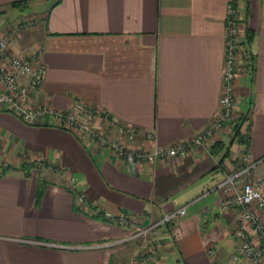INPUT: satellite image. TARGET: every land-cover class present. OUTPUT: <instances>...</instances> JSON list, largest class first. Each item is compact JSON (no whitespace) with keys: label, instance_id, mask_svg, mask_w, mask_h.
Listing matches in <instances>:
<instances>
[{"label":"crops","instance_id":"0c3cea01","mask_svg":"<svg viewBox=\"0 0 264 264\" xmlns=\"http://www.w3.org/2000/svg\"><path fill=\"white\" fill-rule=\"evenodd\" d=\"M231 1L0 0V16L32 8L40 17L13 45L43 50L48 70L34 104L67 108L88 100L169 144L192 138L220 110ZM238 7L243 17L245 2ZM240 25L242 41L246 25L254 38L238 56L231 127L214 141H233L224 159L199 147L132 169L71 130L29 124L0 107V264H153L147 257L155 252L163 264H249L234 257L236 217L216 186L240 166L246 148L258 160L253 175L264 176V0H250ZM241 120L247 143L234 140ZM186 203L185 215L146 240L112 244L131 226L101 217L109 210L148 224Z\"/></svg>","mask_w":264,"mask_h":264},{"label":"built area","instance_id":"2783aa9c","mask_svg":"<svg viewBox=\"0 0 264 264\" xmlns=\"http://www.w3.org/2000/svg\"><path fill=\"white\" fill-rule=\"evenodd\" d=\"M40 19H25L14 28L0 34V107L16 113L29 124L47 123L73 131L84 140L89 148H108L117 158L126 162L132 169L138 164L149 167L156 161H170L176 157L193 154L199 147L210 149L219 131L231 127L237 104L238 56L243 51L240 38L241 25L236 9L230 5L228 32L225 46L223 87L220 96V110L210 123L192 138L169 144L156 142V131L139 128L132 123L120 122L117 117L100 105L79 99L67 108H60L47 102L34 104V97L47 74L48 66L43 50L26 53L14 49V39L21 30L38 24ZM141 136L143 142L138 144ZM258 160L248 148L242 154L238 168L228 173L216 186L224 192L222 206L233 210L237 244L235 259L244 258L249 264H264V176H254L253 169ZM41 165L54 167L52 163ZM188 203L167 211L160 219L142 224L130 215L103 211L105 218L131 226V232L112 244H121L131 239L146 240L156 229L171 224L187 213ZM169 237H172L170 234ZM108 244V243H107ZM153 264H163L160 252L153 253Z\"/></svg>","mask_w":264,"mask_h":264},{"label":"trees","instance_id":"16d2710c","mask_svg":"<svg viewBox=\"0 0 264 264\" xmlns=\"http://www.w3.org/2000/svg\"><path fill=\"white\" fill-rule=\"evenodd\" d=\"M238 1L239 0H232L231 1V5L236 8L238 6ZM245 2V11H244V16L243 17H240V19H238V21H243V22H246L247 23V20H248V16H249V11H250V0H243ZM22 3L20 2H13L12 3V6L13 7H19L21 6ZM254 38V31L246 25V29H245V39L244 41H242V44H250L251 41L253 40ZM242 120L237 122L235 124V127H234V140H237L238 142L240 143H247V131H242L241 130V126H242ZM233 143V141L227 145L226 147H224V143L220 140L216 141L213 145H212V149H213V152L214 153H219V152H223L222 153V158H226L227 156H229L230 154V146L231 144ZM26 163H24L25 165ZM44 180H42L40 182V188L38 190V195H37V201H40L42 195H43V192H44ZM100 214V213H99ZM102 218H105L103 216H101Z\"/></svg>","mask_w":264,"mask_h":264},{"label":"rangeland","instance_id":"374dc122","mask_svg":"<svg viewBox=\"0 0 264 264\" xmlns=\"http://www.w3.org/2000/svg\"><path fill=\"white\" fill-rule=\"evenodd\" d=\"M12 8H15V7H13L12 6ZM236 11H237V18L238 19H240V13H239V7L237 6L236 8ZM26 11L25 12H27L28 13V15L26 14H23V15H17V16H13L11 13H7V14H4V15H1L0 16V34L3 32V31H5V30H7V29H11V28H14L15 26H17V25H19V22L21 23L23 20H25V19H30L31 17H37L38 19H40V17H38V16H35L34 14L32 15V8H27V9H25ZM13 22L14 23V25L13 26H11L10 28H7V29H5L4 30V28H5V26H7L8 24H9V22ZM40 22V21H39ZM36 25H37V23H36ZM35 26V25H34ZM34 26H32V27H34ZM31 27V28H32ZM30 29V28H29ZM3 30V31H2ZM25 30H27V29H25ZM22 31L23 30H21L20 32H19V34H21L22 33ZM18 34V35H19ZM16 39V38H15ZM15 39H14V41H15ZM70 131V130H69Z\"/></svg>","mask_w":264,"mask_h":264}]
</instances>
